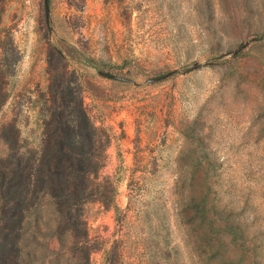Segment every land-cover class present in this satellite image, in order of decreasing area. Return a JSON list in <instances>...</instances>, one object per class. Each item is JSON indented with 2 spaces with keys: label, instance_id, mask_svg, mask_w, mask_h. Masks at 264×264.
Masks as SVG:
<instances>
[{
  "label": "rangeland",
  "instance_id": "1",
  "mask_svg": "<svg viewBox=\"0 0 264 264\" xmlns=\"http://www.w3.org/2000/svg\"><path fill=\"white\" fill-rule=\"evenodd\" d=\"M2 45L0 126L39 136L57 47L110 136L93 264H264V0H0Z\"/></svg>",
  "mask_w": 264,
  "mask_h": 264
},
{
  "label": "trees",
  "instance_id": "2",
  "mask_svg": "<svg viewBox=\"0 0 264 264\" xmlns=\"http://www.w3.org/2000/svg\"><path fill=\"white\" fill-rule=\"evenodd\" d=\"M13 58L2 45L0 109L8 98ZM46 63L49 84L37 95L39 136L23 139L13 120L0 126V264H93L97 246L83 208L114 202L116 188L108 178L98 181L110 136L95 126L80 77L69 70L63 50L48 48Z\"/></svg>",
  "mask_w": 264,
  "mask_h": 264
},
{
  "label": "water",
  "instance_id": "3",
  "mask_svg": "<svg viewBox=\"0 0 264 264\" xmlns=\"http://www.w3.org/2000/svg\"><path fill=\"white\" fill-rule=\"evenodd\" d=\"M45 2H46V0H45Z\"/></svg>",
  "mask_w": 264,
  "mask_h": 264
}]
</instances>
